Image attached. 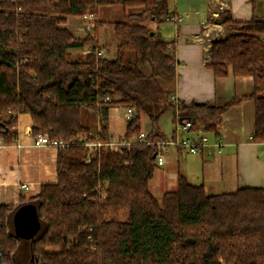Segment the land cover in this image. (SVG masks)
<instances>
[{"label": "trees", "instance_id": "obj_1", "mask_svg": "<svg viewBox=\"0 0 264 264\" xmlns=\"http://www.w3.org/2000/svg\"><path fill=\"white\" fill-rule=\"evenodd\" d=\"M168 2L0 0V141L16 143L15 114L28 113L34 137L48 134L69 144L58 148L55 184L42 185L37 196L16 206H0V264H20L21 241L29 242L28 264H264V188L212 195L179 175L175 190L158 200L149 189L156 145L135 143L121 152L101 147L87 162V149L78 144L83 134L112 140L113 105L136 109L124 140L143 132L145 115L151 124L147 138L155 142L165 138L159 122L170 111L217 136L223 113L244 100L254 103L253 141L264 143V20L235 22L226 15L220 23L227 35L209 50L207 66L215 77H226L229 68L236 77H252L250 95L222 107L176 104L156 76L141 69L159 56L174 73L169 44L149 27L167 21ZM109 5L144 8L113 23L115 60L97 55L102 22L95 38L83 40L64 27L67 17L97 14ZM86 47L84 59H70L71 50ZM91 113L98 116L97 133ZM86 117L93 122L86 124ZM27 203L37 207L41 223L32 240L17 237L13 225L14 213ZM109 210H127V219H108Z\"/></svg>", "mask_w": 264, "mask_h": 264}, {"label": "crops", "instance_id": "obj_2", "mask_svg": "<svg viewBox=\"0 0 264 264\" xmlns=\"http://www.w3.org/2000/svg\"><path fill=\"white\" fill-rule=\"evenodd\" d=\"M172 2H168L169 13L176 19L162 22V28H156L173 54L174 73L165 88L170 100L176 104L184 102L222 107L233 99L250 95L254 87L252 77H236L229 68L226 77L216 78L207 63L211 44L227 35L220 20L228 14L235 22L264 20V0ZM100 11L101 7L97 11L98 22L103 23L98 31V43L108 54L111 50L105 43L106 37H103L105 22ZM69 19L78 20V24L71 25ZM80 23L81 17L70 16L64 27L75 38L83 40L85 37H78L71 31L74 26L81 28ZM87 49L89 47L75 50L86 52ZM125 109L124 105L119 104L109 108V134L114 141L126 135L129 121L125 117ZM170 113L172 119L168 117ZM93 115L96 117L93 132L97 133L98 116ZM15 116L18 132L16 143L4 145L0 141V206H16L21 198L28 200L37 196L42 185L57 182L58 148L36 146L31 115L18 113ZM198 117L205 118L203 114ZM178 118V112L174 114L170 111L160 120L159 128L165 135L164 139H184L198 130H205L200 124L191 134L178 132ZM141 129L146 133L151 131V124L145 115L141 117ZM208 135L219 146H209L198 154L172 146L163 152L164 164L157 165L149 182L150 192L155 198L161 200L164 193L175 190L179 175L193 185H203L206 192L212 195L232 193L246 187L264 188V143L253 141V101L244 100L226 110L218 125V135ZM23 184L30 186L28 192L22 189Z\"/></svg>", "mask_w": 264, "mask_h": 264}, {"label": "built area", "instance_id": "obj_3", "mask_svg": "<svg viewBox=\"0 0 264 264\" xmlns=\"http://www.w3.org/2000/svg\"><path fill=\"white\" fill-rule=\"evenodd\" d=\"M82 19V28L86 34L87 37L95 38V30L97 27V14L95 13H87ZM176 18L172 15L167 17V20H175ZM178 21H180V18H177ZM105 50L100 47V49L97 51L98 56H104ZM107 101V100H105ZM125 112L126 119L131 122L136 117V109L132 106H127ZM194 125L192 121L190 120H184V121H178V132L183 133H193ZM146 132H141L138 136L132 138L131 140H111L108 143H102L100 141L93 140L95 138L96 134H83L78 139V144L83 145L87 149V162L91 160V158L95 157V152L101 148V147H107L115 152H121L122 148L125 146H130L135 143H145V144H154L157 147L158 153H157V165L162 166L164 164V154L163 152L170 146L172 147H180L187 151H189L192 154H198L205 148L215 145L219 146L218 144L211 141L210 136L207 132L198 130L194 132L190 137L188 138H174V139H163L155 142H150L147 138ZM34 144L36 146H49V147H55V148H65L69 144L67 142L58 141L51 139L48 134H42L39 136H36L34 138ZM22 189L25 192H28L30 190V186L27 184L22 185ZM105 197V195H103Z\"/></svg>", "mask_w": 264, "mask_h": 264}, {"label": "rangeland", "instance_id": "obj_4", "mask_svg": "<svg viewBox=\"0 0 264 264\" xmlns=\"http://www.w3.org/2000/svg\"><path fill=\"white\" fill-rule=\"evenodd\" d=\"M172 1L173 0H170L171 4H173ZM109 6H111V7H109ZM109 6H102L101 11H100L102 19L105 22L104 23L105 26L103 27V31H102L103 37H106L107 40H105V43L109 47V49L111 50V51H109L108 54L105 53L104 57H106L109 60H115L116 56H117V53L115 52V49H116L115 47H117L118 38L115 35L113 23L119 22V21H121V22L128 21V15L129 14L135 13V12H140L144 8L143 7H131V8L128 7L125 9L121 5H109ZM69 22L71 23V25L73 23H75L74 25L78 24V20H75V19L74 20L69 19ZM80 24H81V28H82L83 23H80ZM163 24L164 23L154 24L151 22V23H149V27L152 30L156 31V28L157 27L162 28ZM81 28L80 27L77 28V26H74L71 31L78 37H85L86 38L87 36H86L84 30H83V28L82 29ZM97 37H98V34H97ZM103 49L105 50V48H103ZM87 51H88V49H87ZM87 51L84 52V51H79V50H73L71 52L70 59L71 60H75V59H79V58L84 59L86 54H87ZM131 58L133 59V57H131ZM141 69L145 74H147L149 76L155 75L159 84L162 86V88L164 90H166L165 88L168 84V81L171 80V78H172L171 75L173 73L171 70H169L167 68V66L164 63L161 62V59L159 56H156V57L148 60L147 65L142 66ZM91 114L93 115V113H91ZM168 117H169V119H172V113H170ZM85 122H86V124H88V123H92L93 121L89 117H86ZM232 192H235V191H232ZM208 194H210V193H208ZM127 214H128L127 210H121L119 212H116L114 210H109V212L107 213V218L108 219H116L118 221H125L127 219ZM54 251H59V250L56 248ZM29 255H30L29 242L21 241V246L17 252V257H16L17 260L20 261V264H28L27 259H28Z\"/></svg>", "mask_w": 264, "mask_h": 264}, {"label": "water", "instance_id": "obj_5", "mask_svg": "<svg viewBox=\"0 0 264 264\" xmlns=\"http://www.w3.org/2000/svg\"><path fill=\"white\" fill-rule=\"evenodd\" d=\"M13 225L17 237L24 240L34 239L41 230L37 207L30 203L22 205L13 215Z\"/></svg>", "mask_w": 264, "mask_h": 264}]
</instances>
